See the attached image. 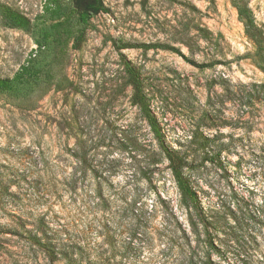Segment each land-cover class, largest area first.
Masks as SVG:
<instances>
[{
  "label": "rangeland",
  "instance_id": "374dc122",
  "mask_svg": "<svg viewBox=\"0 0 264 264\" xmlns=\"http://www.w3.org/2000/svg\"><path fill=\"white\" fill-rule=\"evenodd\" d=\"M103 2L76 46L83 25L71 0H0V78L25 65L31 80L0 89V264L43 263L21 249L19 227L41 218L91 264H264L258 110L254 130L226 149L245 132L226 87L264 82L237 6L264 31V0ZM7 10L29 26L6 25ZM120 52L141 74L164 144L188 163L215 249L202 225L192 230ZM203 135L224 145L218 157Z\"/></svg>",
  "mask_w": 264,
  "mask_h": 264
},
{
  "label": "trees",
  "instance_id": "16d2710c",
  "mask_svg": "<svg viewBox=\"0 0 264 264\" xmlns=\"http://www.w3.org/2000/svg\"><path fill=\"white\" fill-rule=\"evenodd\" d=\"M72 7L77 14L79 22L83 25L82 30L76 38V46H79L85 38L86 27L90 20L101 12H106L107 8L103 0H71ZM238 14L242 18L245 28V33L252 42L254 52L252 54L254 62L264 71V31L255 22L249 9L245 6H237ZM5 24L10 27H20L26 29L29 26L27 19L14 11L7 10L5 14ZM119 49L129 47L119 46ZM146 49L153 47L150 45H138ZM166 49H174L172 46H165ZM181 53V52H180ZM181 55H184L181 53ZM121 60L126 74V83L132 88L131 103L138 107L145 115L149 126L161 144L162 150L169 161V168L177 182L182 201L188 209L189 222L192 230L197 235L199 234V225H202L204 230V243L209 249H215L212 235L210 232L211 220L204 214L201 201L197 192L193 189L186 175L188 163L185 157L178 152L169 149L163 140L161 129L158 125L157 118L152 111L145 91V86L141 78L139 70L129 61L126 56L120 52ZM27 66L22 68L15 74L13 78H0L1 90H18L27 87L30 84V78L27 76ZM226 98L232 104L233 108L239 109L241 122L244 124V137L236 138L233 133L229 134V142L226 149H230L232 145H237L236 141H242L250 131H253L254 117L250 115L252 109L259 111L258 122L264 125V82H239L238 84H229L226 87ZM211 103V102H210ZM207 116V113H205ZM233 113L231 116L233 117ZM239 118V119H240ZM264 137V131H262ZM196 137V136H195ZM204 145H210V142L215 148L211 152H215L213 156L218 157L225 149L224 145L216 142L217 137L202 136ZM209 142V143H208ZM264 142V139H263ZM260 148V152L256 151L257 157L262 160L264 166V143ZM6 189L0 181V193L4 194ZM32 228H26L25 224H19L26 233L23 239L26 241L21 249L29 253L34 260H43L40 264H91L84 261L82 248L78 243L71 242L60 236L57 230H54L44 218L38 219ZM206 264H213L208 258Z\"/></svg>",
  "mask_w": 264,
  "mask_h": 264
}]
</instances>
